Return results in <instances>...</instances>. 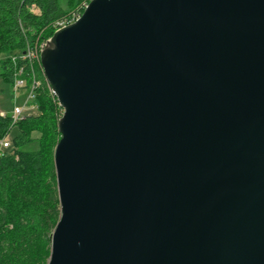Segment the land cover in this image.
<instances>
[{
    "label": "water",
    "instance_id": "water-1",
    "mask_svg": "<svg viewBox=\"0 0 264 264\" xmlns=\"http://www.w3.org/2000/svg\"><path fill=\"white\" fill-rule=\"evenodd\" d=\"M41 63L47 264H264V0H90Z\"/></svg>",
    "mask_w": 264,
    "mask_h": 264
},
{
    "label": "trees",
    "instance_id": "trees-1",
    "mask_svg": "<svg viewBox=\"0 0 264 264\" xmlns=\"http://www.w3.org/2000/svg\"><path fill=\"white\" fill-rule=\"evenodd\" d=\"M90 0H0V63L6 79L13 81L11 56L49 39L55 24L71 11L85 10ZM32 100L37 112L13 124L11 113L0 114V141L16 129L12 145L0 153V264H47L50 234L56 227L61 206L54 162L63 115L45 77ZM41 133L39 149L23 147Z\"/></svg>",
    "mask_w": 264,
    "mask_h": 264
},
{
    "label": "built area",
    "instance_id": "built-area-1",
    "mask_svg": "<svg viewBox=\"0 0 264 264\" xmlns=\"http://www.w3.org/2000/svg\"><path fill=\"white\" fill-rule=\"evenodd\" d=\"M86 6L87 5H84L85 8ZM82 13L83 12L79 9L71 11L65 18L55 24L56 30L75 22L81 17ZM46 42L47 40L40 44L37 43L33 47H28L26 51L19 54H13L11 56V63L13 64V88L15 89V93L17 95L21 90L27 91L24 105L19 106L15 104V107L11 112L13 124L25 118V107H27L28 104L34 100L36 90L43 84L42 79L39 77V72H41L44 76L41 63V52L44 49ZM45 81L52 95L55 96L46 78ZM33 108H37V106L33 104ZM1 115L4 116L6 114L2 113ZM11 145L12 144L8 137L2 139L0 141V153L9 148Z\"/></svg>",
    "mask_w": 264,
    "mask_h": 264
},
{
    "label": "rangeland",
    "instance_id": "rangeland-1",
    "mask_svg": "<svg viewBox=\"0 0 264 264\" xmlns=\"http://www.w3.org/2000/svg\"><path fill=\"white\" fill-rule=\"evenodd\" d=\"M62 7L67 9L69 7V0H59ZM0 58H4V55ZM26 90H21L17 95L15 89L13 88V81L6 79L3 69L0 63V114L11 113L15 107V104L21 106L24 105L26 101ZM25 115H30L37 112L36 108H33V102L29 103L24 110ZM16 129L12 131L8 139L12 144V139L16 135ZM34 140L23 147L25 151H34L39 149V141L37 138L41 137V133L34 132Z\"/></svg>",
    "mask_w": 264,
    "mask_h": 264
}]
</instances>
